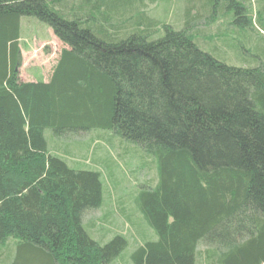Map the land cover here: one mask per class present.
Listing matches in <instances>:
<instances>
[{"label": "trees", "instance_id": "obj_1", "mask_svg": "<svg viewBox=\"0 0 264 264\" xmlns=\"http://www.w3.org/2000/svg\"><path fill=\"white\" fill-rule=\"evenodd\" d=\"M109 1L0 0V264H118L129 244L94 237L102 173L50 153L47 129H104L156 161L134 201L157 239L132 264H264V57L232 65L195 39L225 9L264 31V3L253 14L244 0H206L159 36L138 7L124 26ZM25 16L63 45L46 79L21 80Z\"/></svg>", "mask_w": 264, "mask_h": 264}, {"label": "rangeland", "instance_id": "obj_2", "mask_svg": "<svg viewBox=\"0 0 264 264\" xmlns=\"http://www.w3.org/2000/svg\"><path fill=\"white\" fill-rule=\"evenodd\" d=\"M244 1L252 6L253 14L258 7L262 8V2L264 3V0ZM109 2L119 6L115 17H125L127 23H124V26L132 28L135 25V21L128 19L135 17V7H138V14L144 13L146 18H149V23L152 22L156 26L161 25L158 26L159 31H157L161 36L164 34L162 24H171L176 28L184 27L191 6L201 8L207 1L138 0L137 4L133 3L131 6L127 4V0H110ZM207 13L209 16L212 11L208 10ZM183 17L185 18L183 24H177L176 22ZM236 20L235 11L225 9L223 13L216 14L213 19L203 21L200 24L203 31H197L195 35L197 43L206 51L214 53L218 58L232 65H239L240 62L245 61L242 58L244 55L247 56L246 61L254 60L256 56L264 57L262 28L256 25V21L249 28L242 26V22H236ZM21 25V80L46 79L50 76L63 45L55 37L52 29L35 17H23ZM107 135L108 132L104 129H94L77 137L57 138L53 136L50 129L45 131L50 153L60 155L71 167L101 171L104 183V202L100 209L90 211L86 220L95 225V234L102 235L104 239L92 235L104 243L117 233L125 235L129 244L114 262L132 264V254L136 246L144 239H157L154 230L136 210L134 198L141 184L154 179L158 166L155 159L153 163L138 145L122 142L119 139L110 141ZM3 248L4 255H8L11 249L5 246ZM204 248L203 244L199 245L200 251ZM198 264H204L200 255Z\"/></svg>", "mask_w": 264, "mask_h": 264}, {"label": "crops", "instance_id": "obj_3", "mask_svg": "<svg viewBox=\"0 0 264 264\" xmlns=\"http://www.w3.org/2000/svg\"><path fill=\"white\" fill-rule=\"evenodd\" d=\"M34 79H27L26 81H33Z\"/></svg>", "mask_w": 264, "mask_h": 264}]
</instances>
